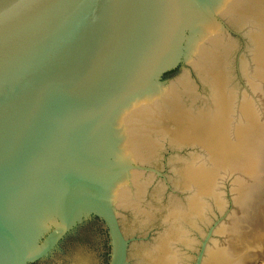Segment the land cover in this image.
Wrapping results in <instances>:
<instances>
[{"label":"water","instance_id":"water-1","mask_svg":"<svg viewBox=\"0 0 264 264\" xmlns=\"http://www.w3.org/2000/svg\"><path fill=\"white\" fill-rule=\"evenodd\" d=\"M260 252L264 0H0V264Z\"/></svg>","mask_w":264,"mask_h":264},{"label":"rangeland","instance_id":"rangeland-1","mask_svg":"<svg viewBox=\"0 0 264 264\" xmlns=\"http://www.w3.org/2000/svg\"><path fill=\"white\" fill-rule=\"evenodd\" d=\"M258 259L255 260V255H249V264H264V252L259 253ZM263 256V257H262Z\"/></svg>","mask_w":264,"mask_h":264},{"label":"bare ground","instance_id":"bare-ground-1","mask_svg":"<svg viewBox=\"0 0 264 264\" xmlns=\"http://www.w3.org/2000/svg\"><path fill=\"white\" fill-rule=\"evenodd\" d=\"M260 253H262V252H260ZM260 255V254H259ZM262 255H264V254H262ZM263 257V256H262Z\"/></svg>","mask_w":264,"mask_h":264}]
</instances>
